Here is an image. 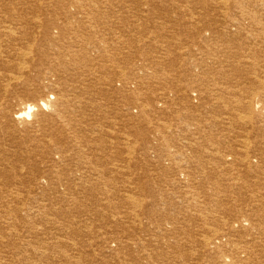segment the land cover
<instances>
[{"label":"bare ground","instance_id":"6f19581e","mask_svg":"<svg viewBox=\"0 0 264 264\" xmlns=\"http://www.w3.org/2000/svg\"><path fill=\"white\" fill-rule=\"evenodd\" d=\"M214 1H215V3H214ZM1 2H2V0H1ZM21 2H22V4L20 3L18 5L17 4L10 5V3L8 4L4 1L2 3H0V79H3V78L6 79L7 78V79L11 80V82L15 81L17 83V86H13V88H15V93L13 94V96L10 95V96H12V98H10V100H8V101L0 102V129L7 130L8 131L7 133L10 136L9 138H12L14 141L18 140L19 143L23 142V146H25V145L26 146L22 147V148H25L28 150L31 148L36 149L35 153L34 152L33 153L35 155H38L39 161H41L42 163H51L52 165L61 164L59 166V168L61 170V169H64V166H66V164L68 163V160L70 159L74 150H75V152H77V151L79 152V148L77 147V144L71 145L72 148L74 149V150H72L73 152H71L70 149H68L67 151H65V150L59 151V149H62L61 146H58V144H55L54 149H53L55 157L50 158V159H46V160H44L42 158V155H40V153H42V151H44L45 149L50 148L52 138L55 136H60V133L63 129L72 130L73 132H69V133H73L72 138L73 139L77 138L76 133H79V130H78V127L76 125V122L78 121L77 120L78 118L82 117L83 109L86 106L92 105V104L93 105L98 104L99 108H103V107H106V105H108V104L99 103L102 100L100 98H99V100H95L93 98V95L89 94V92L91 91L92 84L87 83L88 82L87 80H86L87 84H84V83H82L80 78L85 77L90 71H91L90 74H92V73L95 74L96 72H99V71H100V73H99L100 75L106 74L107 62L110 60L109 58H113V57H110V55L108 54L109 51L107 50V49H109V47H108V42L106 40V38H107L106 37V29H107L106 28V22L109 23L112 19L110 20V19H108L107 16L101 15L100 13L98 14L96 12V10H97L96 8H98L99 4H103L105 6L106 5L113 6V4H112V2L105 4L101 0H45V1L35 0L34 2H31L30 0H25V3H23V1L21 0ZM82 2H84V4ZM85 2H87V3L85 4ZM120 2L121 1H119V3ZM135 2H136V0H135ZM141 2H142V0H141ZM194 2H197V3L196 4L193 3V5L192 4H185V5L182 4L183 6H181V7L176 5L177 7L185 9V10L190 9V11H191V9H197L196 8L197 6L199 7L198 10L200 9V12L198 13L199 15L197 14L198 18L194 19V21H192V17H191V19H188L187 15L184 16V17L187 16L186 19H188V21L191 22V23H189L190 25H192L191 27H194L192 33L194 32V34H195V32L198 31L200 33V37H201V34L203 36H206V34H209V36H212V37L223 38L222 39L223 45H221L219 47V49L215 48L214 50L208 51V53H209L208 57L209 58L213 57L215 63L212 64L210 62L209 63L206 62L207 61L205 59L206 57L203 56L204 60L200 61L201 64L199 65V67L204 66L207 69V71L209 72V75L210 74L213 75L215 73L216 74L215 76H219V77L225 76L227 78L225 80L226 82H224V83H220V82L216 83V81H214L215 78H213V79H211V82H213L214 84L212 83L213 85H210V86H222V87H224V86H227V87L228 86H235L233 90L235 92L238 91L239 95H241L240 96L241 98H239V99L234 98V97H232V94H231V98L223 97V96L219 97L221 95L219 93V91H220L219 89H217V92H216V90L211 89L212 92L215 91L216 93L212 94V92L209 91V92H207V95L209 96L211 94L214 96H218L219 97V99L217 98L218 103L220 102V105L218 104V106L225 108L226 106L229 105V108L230 107L232 108V109H230V111H228V112L226 111L227 116L222 115L226 122H228L231 126H233V125H240V126H244V127L250 126L251 131L250 130L247 131L249 128L247 130H246V128H245V130H243V134H244V131H247L248 134H246L245 137L244 136L242 137V139L244 138L243 140H240L238 138V140H240L239 141L240 146H241L240 148H237L239 146H236V147L233 146L232 149H228L230 147L227 148L228 150H227V152H225V155H227V156L232 155V158H228L226 156H219L221 154L218 153L217 160H214L213 163L216 165V167L218 169V172L216 174L218 175V179H220V180H217L215 183L212 182L215 185H211L208 182H204V178L201 175L198 178L197 177L192 178L193 175L192 176L190 175L191 178L193 179V181L190 180L189 173H186V174L182 173V174L178 175V177H176V178L183 177V180L185 181V185H184L183 191L180 192V197H179L182 205L180 206V202H178V201L175 202V205L178 208V210H173L174 212H173V214H171V217L175 218L178 221L179 226L181 227L179 230H181L183 232V234L185 235V236H183L184 238L182 241L171 244L169 241V237H168L169 233H170L169 229L168 230L164 229L163 231L162 230L158 231L159 229H162V228L160 226H157L156 227L157 232L155 231L154 234L150 233V235L145 240L144 239L127 238L130 241L125 243V245L127 248L145 247L147 245L149 247H154L155 244L161 243V241L166 240L167 241V244H166L167 247L176 248L178 250H180V248L190 249V248L196 247V246L199 247L200 249L201 248L213 249L215 251V253H214L215 258H217V260H219V262H214L213 264H225V262L223 261V260H225V258L231 259V264H241L243 262H246V260L245 261L241 260V257H240L241 254L242 255L244 254L243 256H245V258L248 261H251L250 259L253 257L255 250H259L257 252H259V254L263 257V260H264V151L261 153L255 152L256 154L252 153V155H251V152H249V150H251L253 147H254L253 149H255L254 145H256L258 142V141L256 142L254 140V137H253L256 135L252 136V133L254 132L256 127H257L259 132L264 131V100H262L263 98L260 99L261 97L258 95V92L256 94V91H255L257 89L261 90L260 88H262V89L264 88V79H262V77H261L262 75H264V25L261 24L262 21L259 20V17H263L262 19L260 18L261 20H263L264 15H259L258 12L253 13V14H251L249 12L245 13V14L240 13L239 15H242V18H243L242 20L244 22L247 21L248 23L243 24L242 23L243 21H242V22H237L236 24H234V23L226 24L224 22L226 25L223 26L222 29H219V30H215L209 25H204V27L201 28V23H202V21H201V16H202L201 15V0H198V1L195 0ZM212 3L215 4V7L211 4L209 6V4H207V3H205L203 5L206 9L212 8L211 6H213L215 8V10H216V8L218 10L219 9L228 10V9H231L232 7L233 8H239V9H246V10L247 9L251 10L252 8H254L256 10H259V12L260 11L264 12V0H238L235 4H230L227 0H213ZM136 4L138 5L139 2H137ZM124 5H126V4H124ZM132 6L139 8V6H135V5H132ZM208 6L210 8H208ZM71 7L75 8V12H73V14L70 11ZM125 8L127 9V6H125ZM162 8H164V7H162ZM214 8H213V10H214ZM61 9L63 11H61ZM130 9H128V10H130ZM102 11H105V10H102ZM116 11H118V9ZM211 11H209V12H211ZM136 12H134V13L136 14ZM229 12H230V10H229ZM63 13L65 14V18L63 20L58 19V16H60ZM116 13H118V12H116ZM179 13H180V11H179ZM205 13H208V12L206 11ZM138 14H140V11ZM148 14H150L149 11H148ZM157 14H159V13H157ZM121 15H124V14H121ZM161 15L162 14H159V16H161ZM182 15H184V14L182 13ZM205 15L206 14H204L203 16H205ZM239 15H237V16H239ZM109 17H110V15H109ZM141 17H134L135 23L143 24V20L145 18L142 20L143 17L142 18ZM228 17H230L229 14H228ZM85 18L88 21L85 20ZM175 19H176V17H175ZM114 20H115V18H114ZM117 20L118 19H116V21ZM171 20H173V19H171ZM223 20H224V18H223ZM180 22H181V20H180ZM174 23H176V22H173V24ZM131 24H133V23H131ZM137 27H140V26H138V24H137ZM181 28H182V26H181ZM140 29H141V27H140ZM141 31H142V29H141ZM190 31L191 30L189 29V32ZM108 34H110V33H108ZM121 37L122 36H120L119 38H121ZM164 37H166V36H164ZM108 38H109V36H108ZM175 38H178V37H175ZM155 39H157V38H155ZM116 40H117V38H116ZM116 40H115V42H116ZM117 42H118V40H117ZM166 42H168V41H166ZM170 43H172V42H170ZM176 43H178V42H176ZM122 45H124V44H122ZM196 46H198V45H196ZM168 47H171V46H168ZM167 51H168V49H167ZM120 52L122 53V51H120ZM199 52H200V54L202 53L201 49H199ZM112 53H114V52H112ZM115 53H114V55H115ZM121 53H117V54L121 55ZM195 53H196V51L194 52V54ZM110 54H111V52H110ZM245 54H247L248 57H244ZM123 55H125V54H123ZM128 55H131V54H128ZM114 59H116V58H113V60H112L113 62H114ZM122 60H120V61H122ZM116 62H118V61H115L114 65ZM124 62H126V61L124 60ZM128 62H130V61H128ZM133 63H135V62H133ZM109 64H110V61H109ZM120 64H122V63H120ZM209 64H212V66ZM125 66H126V63H125ZM147 66L153 68L154 74L158 75V74H161L163 72L168 71L169 70L168 68H171V66H172V62L165 63L161 59L159 61L152 60V64L147 65ZM114 68H116V67H114ZM118 68H120V67H117L116 69L120 70ZM121 69H123V68H121ZM2 71H4V73ZM5 72L7 73V76L5 75ZM202 73H200V74H202ZM117 74H115V75L117 76ZM109 75H107V76L109 77ZM193 75L195 78L196 77L195 74H193ZM205 76L206 75H204V77ZM85 78L87 79V77H85ZM98 78H99L98 83L101 86L103 85L102 81L105 82V81L109 80L108 83H110V82L112 83V79H113L112 75H111V79H110V77L108 79L105 76L104 77L99 76ZM116 78H118V77H116ZM76 79H77V81H76ZM74 80H75V82H80L83 85V87L81 88V91H75L76 95L74 98H72L69 95H66V92H67L66 87L71 86V82ZM198 80L201 82V84H202L201 86H204V83L206 82V80H201L200 75H198ZM9 82H5L4 84L9 83ZM166 85H168V84H166ZM61 86L64 88L65 91L61 88ZM245 86H250V88H247ZM49 87L52 88L51 89L52 91H51V93L48 94V92L50 90ZM112 88H114V87H112ZM209 88H212V87H209ZM54 89L55 90L59 89L58 94L54 92ZM68 89H69V87H68ZM128 89H131V88H127V90ZM1 90H5V87H4V89L2 87ZM119 90H122V89L116 88L113 91H119ZM6 91H7V89H6ZM97 91H99V90H97ZM103 91H105V90H103ZM83 92H87L88 95L87 96L84 95ZM2 93H5V92L2 91ZM129 93H130V91H129ZM93 94H95V93H93ZM97 96L99 97V95H97ZM253 96H254V98L250 100V98ZM98 97H96V99ZM166 97H168V96H166ZM229 97H230V95H229ZM158 98H160V97H158ZM179 98H180L182 103L188 105L187 103H189V102H187V92H183V93L181 92V95ZM244 98H245V100L249 98L247 103H243L241 101V100L244 101ZM168 99H170V98H168ZM171 100H173V99H171ZM198 100L201 102V104L204 101V100L201 101V95L198 97ZM53 101H55V102H53ZM174 101L175 100H173V102ZM177 101H179V100H177ZM168 103H170V102H168ZM168 103H166V102H165V104L160 103V106L167 105ZM234 103H236L237 105H240L241 109L245 110V112L243 113L244 115L237 113V111H234L235 107H237L234 105ZM114 104H116V103H114ZM141 104L142 105L139 108H137V107L136 108H130V111L127 112L128 117H129L128 121L131 122L132 120L137 119L136 123H138V124H141V123L149 124V122L151 123V121L149 120V117L147 116V113L149 111L151 112V110L148 106L149 103L147 105H145L144 103H141ZM176 108H177V106H176ZM176 108H175V110H177ZM48 109L50 111V115H48L47 113H43V110H48ZM117 109L119 110L120 107ZM135 109L139 110V112H140L139 114L141 116H138V115L132 116V114H133L132 111H134ZM186 109H188L187 106H186ZM152 110H156L154 106H153ZM105 113H107V112H105ZM198 113H200V112H198ZM220 113H222V112H220ZM152 114H153V112H152ZM193 114L194 113H192L191 115H193ZM33 116H35V117L37 116L40 118L39 119L40 121L39 122L37 121L38 122V125H37L38 130L35 131L37 133V138H40V139H37L34 143H32V141H30V145H28V140L26 138H23L22 136H21V138L19 136L17 137L14 134L16 132H14L12 130V128H15L14 126L16 125V121H20L23 119H30ZM142 116H143V118L145 116L147 119L141 120L140 118ZM216 116H217V114H216ZM222 116H219V117H222ZM204 117H205V115H204ZM214 117L215 116H213V118ZM156 118H153L154 121ZM165 118H169V116L166 117V114H165ZM216 118L218 119V117H216ZM124 119H127V118H124ZM165 120H168V119H165ZM172 120H173V118H172ZM224 120H223V122H224ZM161 121H162V119H161ZM210 121H211V119H210ZM61 123H64V124H61ZM255 123H257V125H255ZM259 123H261V125L262 124L263 125L258 126ZM129 124L131 125V123H129ZM158 124H159V121H158ZM213 124H216L215 127H217V128H224L222 122H219V124H218V122H215ZM229 124L225 125V127H229L230 126ZM29 125H30L29 126L30 128L35 129L34 124H29ZM166 125H163L162 126L163 128L161 130L159 129V132L163 133V131L167 128ZM158 127H160V126H158ZM213 127H214V125H213ZM237 128L240 129V127H236L234 130H236ZM28 130H31V129H26V131H28ZM89 130L93 131L94 128L91 127V128H89ZM222 130L224 131V129H222ZM31 131H33V130H31ZM95 131H97V130L95 129ZM132 131H134V130L132 129ZM200 131H201V128H200ZM225 131H227V130L225 129ZM3 133L5 134V132H3ZM94 133H96V132H94ZM31 134H32V132H31ZM130 134H131V132H130ZM135 134H136V132H135ZM232 135H234V134H232ZM235 135H236V133H235ZM3 136H5V135H3ZM126 136H127V134H126ZM160 136H161V141L165 140V136H162V135H160ZM196 136L198 137V135H196ZM204 136H206V135H204ZM30 137L28 136V139H30ZM127 137H126V139H127ZM131 137H133L132 141H130ZM178 137L181 138L180 136H178ZM232 137L234 138L235 136H232ZM140 138L141 137H138L137 134L132 135V136L129 135V137H128L129 140L127 139V145H129V147H131V145L133 144L132 145L133 147H131V151H132V148H133V151H132V153L127 152V153H129L128 154L129 159H127L126 161H123V164H122L123 166H116L115 165L114 167H116V169H113V170L111 168L109 170L108 169H101V168H104V166L108 165L107 164L108 162L105 161V164H104V162L102 161V159L99 156H94V155L90 156L89 155L86 157H77L76 159L78 160V162H76V164H75L76 171H74L70 174L63 172L64 174L54 176V171L51 169L50 173L44 178V180L42 179L43 180L42 184L43 185L48 184V187H50L52 190H54L57 193V197L54 196V194H52L50 192L51 190L48 189L47 186H43V185H40L41 187L31 189V191L29 190L30 192H25V193H28V194H26V196L28 195L27 197H31L32 199H35V200L41 199V201L43 203H45V202L50 203L51 202V204L57 203V202L71 201L72 205L71 206L69 205L70 207H64L63 206V207H59L58 211L56 210L57 211L56 212L57 217L65 215V213L70 212V211H74V210L77 211L78 213L79 212L80 213H88L86 215L88 217L92 216V213H93L92 210L91 211L86 210L83 212L79 211V210L83 209L82 201H81L82 195H84L85 191H87L88 189L100 187V188H103L104 192H105L104 187H107V186L116 187V185L113 183H110L109 180H116L119 177L122 179L121 173H122V171H124V169L126 170V172L128 170V173L131 174L134 169L138 168L137 166L140 167L141 164L151 163L152 161H154L155 159L151 160L153 158L164 159V158H162L164 156L166 158V161H168L169 163L172 164L173 156L167 150H165V151L159 150V151H161V154H163L162 157H159V154H157V153L153 154V156H151V157L148 156L151 154V153H148V151L146 149L147 148L146 146L149 144V140L144 139V142H143V140ZM190 138H191V136H190ZM230 139H232V138H230ZM56 140L59 142V138H57ZM118 140L116 142V145L113 146V148L116 150V152H114V155L122 158V156H125L123 154L124 153L126 154V152L123 153L122 147L120 148L121 143ZM111 141H113V140H111ZM111 141L109 144H111ZM115 141L116 140H114V142ZM121 141H123V139ZM141 141H142L143 145L141 144ZM183 142H184V140H183ZM9 143H12V142H9ZM188 143H190V142H188ZM2 144H4V143L2 142ZM108 145H107V142L102 144L100 152L105 150V148H107L109 150ZM193 145H194V143H193ZM124 146L125 145H123V147ZM4 147H6V146H4ZM15 147L16 146H14V148ZM89 149L91 150L94 148L91 147ZM128 149H130V148H128ZM188 149H192V148H187V151H188ZM204 149H202V150H204ZM13 150H11V151H13ZM22 150H24V149H22ZM96 151L98 152V150H95V152ZM140 151H143V152L147 151V152H145L147 156H145V154H139ZM199 151H200L199 148H195L194 150L192 149V152L197 154V158L199 160L196 158L193 162H191L190 159L193 160V158L187 157V159L189 160V162H187V164L190 165L191 163H194L195 169L199 170V172L201 174V154H200L201 151L200 152ZM7 152H9V151H7ZM87 152H90V151H87ZM91 152H93V151L91 150ZM154 152H156V151H154ZM210 152H212V151H210ZM4 153H6V150ZM213 153H215V151ZM213 153H210V154H213ZM98 154H99V152H98ZM14 156H15V154H14ZM14 156H13V158L16 157V156L15 157ZM2 157H4V156H2ZM183 158H186V157H184V154H183ZM33 159H34V156H33ZM177 159H179V158L177 157ZM212 159H214V158H212ZM0 160H1L0 161V178L2 179L9 174L8 171H10L14 168L13 167H12V169L9 168L10 170L7 171V167H9L8 165L10 164L9 163L10 161L8 162V159H6V158H0ZM21 160H22V157H21ZM164 161H165V159H164ZM12 162H11V164H12ZM38 162H37V164H38ZM30 164H33V163L31 162ZM26 165H27V163H26ZM46 165H48V164H46ZM238 165L240 168L243 167V169H241V171H239L236 168ZM27 167H29V166H27ZM19 168H21V167H19ZM44 168L46 169V167H44ZM18 169H16V170H18ZM21 169H23V168H21ZM48 169H50V167ZM168 169L163 168L162 170L166 171ZM42 170H44V169L42 168ZM19 171H20V169H19ZM56 171L57 170H55V172ZM171 171H173V170H171ZM25 172H26V170H25ZM21 173H23V172L20 171L19 174H21ZM31 173L33 176L34 172H31ZM39 173H41V172H39ZM123 173H125V172H123ZM19 174H17V175L20 176ZM29 175H31V174H29ZM105 175L109 176L108 178H110V179L106 180L108 178H105L106 177ZM126 175H128V174L126 173ZM146 175L147 176L145 178L155 180L152 176V175H155L154 173L152 175H150V173L148 172ZM23 176H25V175H23ZM32 176H30V177H32ZM37 177H39V176L37 175ZM141 177H142V175H141ZM141 177L135 176V177L130 178L131 183H130V181H128L125 184V187H127V188H125V187L124 188L127 190H125L126 193L123 194V196L121 195L122 199L120 200L119 205H112L111 206L112 209H115V208H117V209H123V208L125 209L126 208L127 209L126 213L124 215L119 213L118 218H117L118 213L116 214V216L114 214H111V215L109 214L111 218H113V217L117 218L114 220V223H116V225L118 227H121L123 225H129V228L131 230H133V231L138 230V225L141 224L140 218L142 217V213L144 211L143 208L146 205V202L144 200H146V198H150L153 202L154 201L156 203L158 202V197H160V196L156 192L150 191L148 188L145 187V186H153L157 182H151V181H147L144 183L139 182L142 180V179H140ZM201 177H202V179H201ZM162 178L165 179L164 176H162ZM49 179H50V181L48 182ZM253 179L256 180V182H255L256 185H253V184H255ZM27 180H28V178H27ZM73 180L75 181V183ZM26 181L23 179L20 180V179L16 178V180L14 181L15 183L12 181H9V182L6 181L7 183H4L3 181L0 182V201L5 200L4 201L5 207L2 206V208H9L8 206H10L12 204H14V206H15L16 205L15 203L11 204L12 201L13 202H16V200L20 201L19 199H21V196L24 195L22 193L21 189H23V187L25 186L24 184H26ZM136 182H138V183L136 184V187H134ZM36 183H37V181H36ZM251 183H253V184H251ZM71 184H72V186L75 184L74 185L75 186L74 191L71 194H64V193H61L59 191L60 188L65 187L67 185L69 186ZM168 186H173V183L168 185ZM207 186L214 187L213 190L210 188L212 193L210 192L211 194L209 195V197H207L208 199L205 198V201H209L210 203L206 204V205L205 204L201 205V189L205 190V187H207ZM162 188H164V187H162ZM249 188H252V189L250 190L251 195L249 194L250 196H246L248 198V201L249 202H255L254 204H256V201L259 198H261L262 204L259 206H256L253 203L252 204L250 203L249 205H247V208L245 210H243L244 208L241 209L243 203L242 202L240 203V204H242L240 207L238 202H240V200L243 198L247 201V199L245 198V192H243V191H245V190L248 191ZM178 189H180V188H178ZM108 190L106 192H108ZM25 191H26V189H25ZM250 191H248V192H250ZM110 192H111V190H110ZM246 194H248V193L246 192ZM67 196H69V198L71 197L72 200H70ZM141 197H143L142 200H141ZM51 204H47V205L50 206ZM149 205H151V203ZM22 206H24V205H22ZM26 206H29V205H26ZM37 206H38V204H37ZM38 208L37 209L39 212L43 211L42 213H40L38 215V217L44 216V218L46 217V219H47L48 215L50 214V213L47 214V211H46L47 209L45 210L44 209L45 207L42 204H40V206ZM52 208H54V206ZM163 208H165V207H163ZM10 209H12V207ZM14 209L18 211L19 208L16 209V206H15ZM238 209H241L243 211L239 215H237L238 213H236ZM32 211H34V210H32ZM13 212H15V211H13ZM12 214L13 213L9 214V211L7 213V216H8L7 219H9V216H11V218H12V220H11L12 226L15 229H19L22 227L25 230L17 232V233H14V230H13V231H11L12 233H14L12 236L9 234V232L5 233L6 236L5 237L2 236V237L6 241H5V243H3L1 245L6 244L5 247L9 246V250L11 247H13L12 250H14V252L12 253V255L10 253V256H11L10 258L15 260V258L24 254V251H25L27 246H31V243L35 242L34 235H38V237H39V234L36 233L37 231L34 230L35 231L34 232L33 230H31L27 226L28 224H24L23 221H22V224H21V222L19 223L18 217H17L18 215H12ZM23 214H25V213H23ZM1 215H4V214L1 213ZM147 215H148V212H147ZM36 216H37V213H34L33 219H36ZM98 216H99V214H98ZM88 217H86V218H88ZM92 217H94V216H92ZM92 217H90V218H92ZM24 218H26V217H24ZM40 218H42V217H40ZM71 218H73V217H71ZM90 218L85 223H83L84 225L81 228L80 227L79 228L77 227L75 229L72 228L71 222H70V224H69L70 229H69V232L67 235H68V237L73 238L74 240L71 239V241H70V239L68 238L69 239L68 241L73 242L72 244H69V246L74 247V249H79L80 243L77 242L75 238L82 236L83 231H84L83 228L87 229L90 226L89 225V224H91ZM107 218L109 219V216H107ZM221 218H224V220L226 218L228 220L227 221L225 220V222H224V220L223 219L221 220ZM21 219H23V216ZM66 219H68V218H66ZM2 220H3V218H2ZM73 220L74 219H72V223H73ZM81 220L83 222V219H81ZM63 221H65V218ZM88 221H89V224H88ZM91 221H93V220H91ZM201 221L202 222L210 221L211 224H210V226L208 225L209 227L208 226L205 227L204 224H202L203 225L202 227L204 228V231L207 232V230H208V231H211L212 233L210 232L211 233L210 235L206 234L205 237L202 236V239H199L201 237H198L197 235H199V234L202 235V233H198V231H197L198 234L196 233L197 235H195V232L193 231L194 232L193 236H192V234H189L192 231V229H191V231H189L190 230L189 229V227H190L189 223L193 222L194 224H196V223L201 224ZM55 222H54V224H55ZM101 222H103V221H101ZM37 223H38V221H37ZM93 223H96V221ZM85 224H88L89 226L86 225L87 227H85ZM96 224H99V222ZM78 225L80 226L82 224L80 223ZM160 225H162V224H160ZM50 226L51 225L49 224V227ZM62 226H63V224H62ZM36 227H38V226H36ZM74 227H76V226H74ZM200 228H199V230H200ZM5 229L6 228H4V229L1 228L0 230L3 231ZM56 229L54 230V232H57ZM90 232H89V234H90ZM42 233H45V232L43 231ZM42 233H40V234H42ZM63 233H65V232H63ZM131 233H135V232H131ZM207 233H209V232H207ZM60 234H62V233H60ZM24 235H26V236H24ZM65 235H66V233L64 234V236ZM95 235H97V234H95ZM46 236H48V235H46ZM92 236H94V235L92 234ZM195 236H197V237H195ZM17 237H18V240L16 239ZM19 237L20 238L23 237V239L20 241V244H19L20 246L17 245L19 242L18 243L14 242L15 241L14 238L17 241H19L20 240ZM38 237L36 240H38ZM65 237L64 238L62 237V238L65 239ZM179 237H181V235ZM191 237H195V238H191ZM48 239H50L48 241H50L52 243L48 244L49 246L44 245L45 243L42 245L50 247L52 249L54 248V246L58 245L57 240H59V237L57 236L56 233L52 234V236H50V238H48ZM63 239H60V243ZM65 241H66V239H65ZM39 242H41V241L39 240L38 243ZM174 242H175V240H174ZM107 243H108V240L102 238L101 244L97 243L96 247H101L103 245H107ZM59 245H61V244H59ZM65 245H67V244H65ZM65 245L63 247H65ZM89 245H92V243H90ZM40 246H41V243H40ZM36 247H37V245H36ZM47 247H45V249H48ZM67 247L68 246H66V248ZM40 248L41 247H39V248L37 247V250ZM89 248H91V247H89ZM55 249H57V248H55ZM226 249H232V250H236L238 252H235L232 255H227L226 254L227 252L223 251V250L226 251ZM62 250H65V249H62ZM25 252H27V251H25ZM209 252H211V251H209ZM38 253H39V251H38ZM61 253H59V254H61ZM104 253H106L105 254L106 256L104 255ZM90 254H92V253H90ZM110 254H111V252L108 250L103 251V256H104L103 261L105 264H109ZM7 255H8V253H7ZM256 255H258V254H256ZM111 257H112V255H111ZM259 258H260V256H259ZM42 259H44V258L42 257ZM45 259L43 261H45ZM62 259H65V258L62 257ZM62 259H61V261H62ZM31 260H30V262H31ZM35 260L36 259H34L33 261H35ZM56 260H59V259H56ZM140 260H142V258H140ZM25 261H26V259H25ZM6 262H8V261H6ZM13 262L14 261L12 260V263ZM36 262H38V261L36 260ZM10 263H11V261H10ZM76 263L79 264V258H77V257L71 258L70 257V259L66 260V262H64L62 264H76ZM14 264H16V262ZM21 264H23V263H21ZM35 264H38V263H35ZM40 264H42V263H40ZM51 264H53V263H51ZM137 264H139V263H137ZM209 264H212V262H209ZM262 264H264V263H262Z\"/></svg>","mask_w":264,"mask_h":264},{"label":"rangeland","instance_id":"374dc122","mask_svg":"<svg viewBox=\"0 0 264 264\" xmlns=\"http://www.w3.org/2000/svg\"><path fill=\"white\" fill-rule=\"evenodd\" d=\"M3 1L8 3V4L10 3V5H12V4L13 5L17 4L18 5L20 3L22 4L21 0H14V1L13 0H2V2ZM22 1H23V3H25V0H22ZM30 1L34 2L35 0H30ZM42 1H45V0H42ZM101 1L104 2L105 4H108V3H111V2L113 4V6H109V5L105 6L103 4H99L100 6L98 5V8H96L97 9L96 12L98 14L100 13L101 15L107 16L108 19H110V20L112 19L109 23L106 22V28L108 29V30L106 29V37H107L106 40L108 42V47H109V49H107V50L109 51L108 54L110 55V57L116 58V59H114V62L115 61H118V62H116L115 65H114V62L112 61L113 58H109L110 59L109 60L110 64H109V61H108L107 65H106L107 66V70H106V74L105 75H102V74L100 75L99 74L100 71L99 72L95 71L96 72L95 74L94 73L90 74L91 73V71H90L85 76V77H87V79L85 77H83V78H80V80L84 84H87V83L90 84L91 83L92 86H91V91L89 90L90 91L89 94L93 95V98L95 100H99V98L102 99L99 103L108 104V105H106V107H103V108H99L98 104L97 105H93L92 104V105L86 106L83 109L82 117L78 118L77 119L78 121L76 122V125H77L78 130H79V133H76L77 134V138H75V139L72 138L73 133H69V132H73L72 130L63 129L61 131V133H60V136H55V137L52 138L51 144H50V148H47L44 151H42V153H40V155H42V158L44 160L55 157L54 156V150H53L55 144H58V146H61L62 149H59V151L60 150L67 151L68 149H70L71 152H73L72 150H74L71 145L77 144V147L79 148V152L78 151L75 152V150H74L73 154L71 155L70 159L68 160V163L67 164L65 163L66 166H64V169L60 170L59 166L61 164L52 165L51 163H42L41 161H39L38 155L34 154L36 149H32L31 148V149L28 150V149L22 148V147L26 146L25 144H24L25 146H23V142L19 143L18 140L14 141L12 138H9L10 136L7 133L8 132L7 130L0 129L1 130L0 131V155H1L0 158H6V159H8V162L10 161L9 162L10 164L8 165L9 167H7V171L12 169V167L14 168V169L8 171L9 174L7 176H5L6 178L5 177L2 178V179L0 178V182H2V181L4 183H7L9 181L14 182L16 180V178L20 179V180L23 179L25 181L28 178V180H29V181L28 180L26 181V184H24L25 186L23 187V189H21L22 193L24 195L21 196V199H19L20 201L16 200V202L18 204L16 202H13V201L11 202V204L12 203L16 204L15 205L16 209L19 208L18 209L19 212L14 209V207H15L14 204L8 206L9 208H2V206L5 207L4 206L5 205V203H4L5 200L0 201V229L1 228L2 229H4V228L7 229V230L6 229L3 230L4 232L2 230H0V236H1L0 237V247H1L0 248V259H1L0 260V264H2V263L3 264H14L15 262H16V264H21V263H23V264H31V263L32 264H35V263H38V264H40V263H42V264H51V263L59 264L60 263V264H62L64 262H66V260L70 259V257L71 258H73V257L79 258V264H105L104 261H103V257H104L103 256V251H106V250L111 252V254L109 256L110 257L109 258V264H137V263H139V264H153L154 262H155L154 264H209V262H212V264H213L214 262H219V260H217V258H215V255H214L215 251L213 249H204V248L200 249L199 247L196 246V247H192L190 249H188V248L187 249L180 248V250H178L176 248L167 247V245H166L167 241L166 240L161 241V243L155 244L154 247H149L147 245L145 247L127 248L125 243L130 241L127 238H130V239L135 238V239H144L145 240L150 235V233L154 234L155 231L157 232V230H156L157 226H160L162 228V229H159L158 231H161V230L163 231L164 229H167V230L169 229L170 233H169L168 237H169V241H170L171 244L177 243L179 241H182L183 238H184L183 236H185V235L183 234V232L181 230H179L181 227L179 226L178 221L175 218L171 217V214H173V212H174L173 210H178V208L175 205V202L178 201V202H180V206L182 205L181 204V200H180L179 197H180V192L183 191L184 185H185V181L183 180V177H179V178H176V177H178V175H180L182 173H185V174L189 173V176L193 175L192 178H195V177L198 178L201 175L204 178V182H208L211 185H215L214 183L217 180H220V179H218V175L216 174L218 172V169H217L216 165L213 163L214 160H217L218 153L221 154L219 156H226L228 158H232V155L231 156H227V155H225V152H227L228 149H232L233 146L234 147L239 146L237 148H240L241 146H240L239 141L244 139V138L242 139V137L243 136L245 137V135L248 134L247 131H249V130L251 131V127L250 126H247V127L240 126V125H233L234 127L231 126L228 122H226L224 120V117L222 115L227 116L226 113L228 111H230V109H232V108L231 107L229 108V105L226 106L225 108L224 107L222 108L221 106H218V104L220 105V102L218 103V100H217V98L219 99V97L223 96V97L231 98V94H232V97H234V98H237V99L241 98L240 97L241 95H239V92L238 91L235 92L233 90L235 86H228V87L227 86H224V87H222V86H210V85L214 84L213 82H211V79H213V78H215L214 81H216V83H219V82L220 83H224V82H226L225 80L227 78L225 76H223V77L222 76H220V77L219 76H215L216 75L215 73L213 75H211V74L209 75V72L207 71V69L204 66L199 67V65L201 64L200 61L204 60V57H206L205 58L207 60L206 62H208V63L210 62L212 64L215 63L213 57H211V58L208 57V54H209L208 51L214 50L215 48L219 49V47L221 45H223V43H222V41H223L222 39L223 38L212 37V36H209V34H206V36H203L201 34V37H200V33L198 31L195 32V34H194V32L192 33L194 27H191L192 25L189 24L191 22H189L188 19H191V17H192V21H194V19L198 18L197 16L199 15L198 13L200 12V9L198 10L199 7L197 6L196 7L197 9H191V11H190V9L185 10V9H182V8H179V7L183 6L182 4H184V5L185 4H192L193 5V3L196 4L197 2H194L195 0H179V1L178 0H174V1L173 0H171V1L170 0H146V1L144 0L145 2L143 0H142V2H141V0L140 1L136 0V2H135V0H133V1L132 0L131 1L130 0H110V1L109 0H101ZM119 1H121V2L119 3ZM196 1H198V0H196ZM227 1L230 4H235L238 0H227ZM2 2L0 0V3H2ZM137 2H139L138 5L136 4ZM212 2H213V0H209V1L208 0H201V15H202L201 16V21H202L201 28L204 27V25H209L213 29L219 30V29H222V27L225 26L226 24H231V23L236 24L237 22H242L243 18H242V15H239L240 13L241 14L242 13L245 14V13L249 12V13L253 14V13H257L258 12L259 15H264L263 11L259 12V10H256L254 8H252L251 10H249V9L246 10V9H239V8H233L232 7L231 9H228V10H223V9H219L218 10L217 8L215 10V8H214L215 7V4H214L215 1H214V3H212ZM82 3L84 4V2H82ZM86 3L87 2H85V4ZM123 3L126 4V5H124ZM205 3L209 4V6H210V4L214 6V7L211 6L212 8H210L208 6V8H210L212 11L210 9H206L204 7L203 4H205ZM132 5L139 6V8L138 7H134ZM176 5L179 6V7H177ZM125 6H127V9L125 8ZM162 7H164V8H162ZM213 8H214V10H213ZM117 9H118V11H116ZM128 9H130V10H128ZM102 10H105V11H102ZM229 10H230V12H229ZM61 11H63V10L61 9ZM70 11L73 14V12H75V8L71 7ZM139 11H140V14H138ZM148 11H149L150 14H148ZM179 11H180V13H179ZM206 11L208 13H205ZM209 11H211V12H209ZM116 12H118V13H116ZM134 12H136V14ZM157 13L162 14L163 16L161 15L162 16L161 17ZM182 13L184 15H182ZM121 14H124L125 16L121 15ZM204 14H206V15L203 16ZM228 14H229L230 17H228ZM109 15H110V17H109ZM185 15L188 16V17L186 16L188 19H186V17H184ZM237 15H239V16H237ZM134 17H141L142 20L145 18L143 20V24L144 25L140 24V23H135ZM175 17H176V19H175ZM64 18H65V14L64 13L61 14L60 16H58V19L63 20ZM114 18H115V20H114ZM223 18H224V20H223ZM260 18L262 19L263 17H259V20L262 21L261 24L264 25V21H263L264 19L261 20ZM116 19H118V20L116 21ZM171 19H173V20H171ZM85 20H87V19L85 18ZM180 20H181V22H180ZM173 22H176V23L173 24ZM131 23H133V24H131ZM242 23L244 24V23H248V22L247 21L246 22L243 21ZM137 24H138V26L141 27L142 31L144 30L143 32L141 31L140 27H137ZM181 26H182V28H181ZM187 27L191 30L190 32H189V29ZM108 33H110V34H108ZM108 36H109V38H108ZM120 36H122V37L119 38ZM164 36H166V37H164ZM174 36L178 37V38H175ZM116 38H117L118 42H117ZM155 38H157V39H155ZM115 40H116V42H115ZM165 40L168 41V42H166ZM174 40L175 41L177 40L176 42H178V43H176ZM169 41L172 42V43H170ZM122 44H124V45H122ZM196 45H198V46H196ZM168 46H171V47H168ZM167 49H168V51H167ZM199 49H201V52H202L201 54L199 52ZM120 51H122V53ZM195 51H196V53L194 54ZM110 52H111L112 55L110 54ZM112 52H114V53L116 52L115 55ZM117 53H121V55H119ZM123 54H125V55H123ZM128 54H131V55H128ZM244 57H248V55L245 54ZM159 58L165 63L172 62V66H171V68H168L169 69L168 71L156 75V74H154V69L151 68V67H148L147 65H151L152 64V60L159 61L160 60ZM120 60H122V61H120ZM124 60L126 62H124ZM128 61H130V62H128ZM133 62H135V63H133ZM120 63H122V64H120ZM125 63H126V66H125ZM212 64H209V65L212 66ZM113 66L116 67V68L120 67V68H118L120 70H117ZM121 68H123V69H121ZM2 72L4 73V71H2ZM200 73H202V74H200ZM115 74H117V76ZM193 74H195V76H196L195 78H194ZM5 75L7 76L6 72H5ZM107 75H109L110 79H111V75H112V78H113L112 79V83L111 82H110L111 84L108 83L109 80L105 81V82L102 81L103 85L101 86L98 83V80H99L98 77L99 76H102V77L105 76V77H107L109 79V77ZM198 75H200L201 80H206V82H205L206 84L204 83V86H201L202 84L198 80ZM204 75H206V76L204 77ZM115 76L118 77V78H116ZM261 77H262V79H264V75H262ZM8 80L9 79H7V78L6 79L5 78L0 79V84H1L0 85V87H1L0 88V93L2 95L4 94L3 96L0 94V102L10 100V98H12L13 94L15 93V88H13V86H17V83L15 81H12L13 82L12 83L11 80H9L10 82ZM76 81H77V79H76ZM5 82H9V83L4 84ZM74 82H75V80L71 82V86L73 88L71 86H68L69 89H68V87H66V91H67L66 95H69L72 98H74L75 95H76L75 91H81V88L83 87V85L80 82H75V83ZM166 84H168L169 86L166 85ZM2 87H3V89L5 87V90H1ZM112 87H114V88H112ZM209 87H212V88H209ZM245 87L250 88V86H245ZM61 88L64 90V88L62 86H61ZM116 88L117 89H122V90L113 91ZM127 88H131V89L127 90ZM6 89H7V91H6ZM51 89L52 88H50L48 94L51 93V91H52ZM211 89L216 90V92H217V89H219L220 90L219 93L221 95L219 97L211 95V94L208 96L207 92H209V91L212 92ZM260 89L261 90H259V89L255 90L256 94L258 92V95L261 97L260 99L263 98L262 100H264V88L263 89L260 88ZM97 90H99L100 92L97 91ZM103 90H105V91H103ZM2 91L5 92V93H2ZM129 91H130L131 94L129 93ZM54 92L58 94L59 89H57V90L54 89ZM92 92L95 93V94H93ZM181 92L182 93L183 92H187V102H189V103H187L188 105H186V104L181 102V100L179 98L180 95H181ZM216 92L213 91L212 94L216 93ZM83 94L86 95V96L88 95L87 92H83ZM10 95H12V96H10ZM97 95H99V97ZM200 95H201V101L204 100L203 103H202L203 105L198 100V97ZM229 95H230V97H229ZM166 96H168V97H166ZM96 97H98V98L96 99ZM158 97H160V98H158ZM168 98H170V99H168ZM253 98H254V96L251 97L250 100L253 99ZM171 99H173L175 101L173 102V100H171ZM248 99L245 100V98H244V101L243 100H241V101L243 103H247ZM177 100H179V101H177ZM164 101L166 103H168V102H170V103H168L167 105H164V106H160V103L161 104L162 103L165 104ZM53 102H55V101H53ZM114 103H116V104H114ZM141 103H144L145 105H147L149 103L148 106H149V108L151 110V112L149 111L147 113V116L149 117V120L151 121V123L149 122V124H145V123L144 124L143 123L138 124V123H136L137 119L132 120L131 122L128 121L129 117H128L127 112L130 111V108H136V107L139 108L142 105ZM234 105L237 106L234 109V111H237V113L243 114L245 112L244 109H241L240 105H237L236 103H234ZM153 106L155 107V109L157 111L156 110H152ZM176 106H177V108H176ZM186 106H187L188 109H186ZM119 107H120V109L118 110L117 108H119ZM175 108L177 110H175ZM135 110L132 111L133 112L132 116H136V115L141 116L139 114L140 113L139 110L138 109H135ZM105 112H107V113H105ZM152 112H153V114H152ZM191 112L194 113V114L191 115L192 114ZM198 112H200V113H198ZM220 112H222V113H220ZM43 113H47L48 115H50L49 109L48 110H43ZM165 114H166V117L169 116V118H165ZM216 114H217V116H216ZM204 115H205V117H204ZM218 115L222 116V117H219ZM213 116H215V117L213 118ZM216 117H218V119ZM124 118H127V119H124ZM153 118H156L155 121H154ZM164 118L168 119V120H165ZM172 118H173V120H172ZM39 119H40L39 117L33 116L30 119H23V120H20V121H16V125L14 126L15 128H12V130L14 132H16L14 134L17 137L19 136L21 138V136H22L23 138H26L28 140V145H30V141H32V143H34L37 139H40V138H37V133L35 132V131L38 130L37 129V125H38V122L40 121ZM140 119L143 120V119H147V118L145 116L143 118V116H142ZM161 119H162V121H161ZM210 119H211L212 122L210 121ZM223 120H224V122H223ZM158 121H159V124H158ZM215 122H218V124H219V122H222L224 128L215 127L216 124H213ZM129 123H131L132 126ZM29 124H34L35 129L30 128ZM61 124H64V123H61ZM227 124H229L230 126L228 125L229 127H225V125H227ZM163 125H166L167 128L162 133V132H159V129L161 130L163 128L162 127ZM213 125H214V127H213ZM255 125H257V123H255ZM262 125H261V123L258 124V126H262ZM158 126H160V127H158ZM91 127L94 128L93 131L89 130V128H91ZM236 127H240V129L237 128L236 130H234ZM200 128H201V131H200ZM245 128H246V130L248 128L249 129L247 131H244V134H243V130H245ZM26 129H31L33 131H31V130L26 131ZM95 129L97 131H95ZM132 129L136 132L138 137H141L140 139H142L143 142H144V139H148L149 140V144L146 146L147 147L146 149H147L148 153H151V154L148 155V156L151 157V156H153V154L157 153V154H159V157H162L163 154H161V151H159V150H163V151L167 150V151H169L170 154H172L173 162H172V164L169 163L168 161H166V158L163 156L162 158H164L165 161H164V159L153 158L151 160H154V159L155 160L152 161L151 163H144V164H141L140 167L137 166L138 168H136L134 170L132 169L133 172L131 174L128 173V170L126 172V170L124 169V171H122V173H121L122 174L121 175L122 179L119 177L116 180H109L110 179V178H108L109 176L105 175L106 177L105 176L104 177L108 178L106 180H109L110 183L115 184L116 187H111V186L104 187L105 188V192H104V189L100 188V187L92 188V189H88L87 191H85V194L82 195L81 201H82L83 209H81L79 211L83 212V211H86V210H88V211L92 210L93 211L92 216H94V217L90 216V217H92V218H90V217L86 216L88 213H80V212L78 213L75 210L67 212V213H65V215L57 217L56 216V212L58 211L59 207H63V206L64 207H70L72 205L71 201L57 202V203H52V204L49 201L50 203L45 202L46 203L45 204V203H43L41 201V199L35 200V199H32L31 197H27L28 195L26 196V194H28V193H25V192H30L31 189H34V188H37V187H41L40 185H43L42 184L43 180L50 173L51 169L54 171V176L55 175H61V174H64V173L70 174V173L76 171L75 164H76V162H78V160L76 159L77 157H86V156H89V155L90 156L91 155L99 156L102 159V161L104 162V164H105V161L108 162L107 163L108 165L104 166V168H101V169H108L109 170L111 168L113 170V169H116V167H114L115 165L116 166H123L122 165L123 161H126L127 159H129L128 158L129 157L128 154L132 153V151H133V148H132V151H131V147H133L132 146L133 144L131 145V147H129V145H127V139L129 137V135L130 136L136 135L135 132L132 131ZM179 129L180 130L182 129V130L180 131ZM222 129H224V131ZM225 129L227 131H225ZM2 131L5 132V134ZM31 132H32V134H31ZM94 132H96V133H94ZM130 132H131V134L132 133L133 134L131 135ZM235 133H236V135H235ZM126 134H127L128 137L126 136ZM232 134H234V135H232ZM3 135H5L6 137L3 136ZM160 135L165 136V140L161 141V136ZM196 135H198V137ZM204 135H206V136H204ZM253 135H256V136H253ZM28 136L29 137L31 136L30 139H28ZM125 136L127 137V139H126ZM178 136H180L181 138H179ZM190 136H191V138H190ZM232 136H235V137L233 138ZM252 136L254 137V140L256 142L257 141L258 142H257L256 145H254L255 149H253L254 148L253 147L251 150H249V152H251V155H252V153L256 154L258 152L259 153L263 152L264 151L263 150L264 149V144H263L264 143V131H260L259 132L257 127H256V129L252 133ZM57 138H59V142L56 140ZM230 138H232V139H230ZM238 138L240 140H238ZM120 139L121 140L123 139V141L124 140L125 141L123 142ZM132 139H133V137L130 138V141H132ZM109 140L110 141L113 140V141H111V144H109L110 143ZM114 140H116V141L114 142ZM117 140L120 141V143L122 145V146L120 145V148L122 147L123 153L126 152V154L125 153L123 154L125 156H122V158L114 155V152H116V150L113 148V146L116 145ZM183 140H184V142H183ZM2 142L4 144H2ZM9 142H12V143H9ZM105 142H107V145L109 144L108 145L109 146V150L107 148H105V150L100 152L101 146ZM188 142H190V143H188ZM192 142L194 143V145H193ZM141 144L143 145L142 141H141ZM13 145L16 146V147L14 148ZM123 145H125L126 147L125 146L123 147ZM4 146H6V147H4ZM91 147L94 148L95 150H98L99 154H98L97 151H96L97 152L96 153L94 149H91L93 151V152H91V150L89 149ZM228 147H230V148H228ZM128 148H130V149H128ZM187 148H192L193 150L195 148H199L200 151L205 148L201 152L199 151L200 154H201V174H200L199 170L195 169V164L194 163H191L190 165L187 164V162H189L187 157H192L193 158V160L190 159L191 162H193L197 158V154L193 153L192 149H188V151H189L188 152ZM22 149H24V150H22ZM5 150H6V153H4ZM11 150H13V151H11ZM7 151H9V152H7ZM87 151H90V152H87ZM147 151H144V152L140 151L139 154H145V156H147L146 153H145ZM154 151H156V152H154ZM210 151H212V152H210ZM214 151H215V153H213ZM127 152H129V153H127ZM210 153H213V154H210ZM14 154H15L16 157L14 156ZM183 154H184V157H186V158H183ZM2 156H4V157H2ZM7 156L8 157L10 156L9 157L10 159ZM13 156L15 158H13ZM33 156H34V159H33ZM21 157H22V160H21ZM177 157L179 159H177ZM212 158H214V159H212ZM11 162H12V164H11ZM31 162L34 165L30 164ZM37 162H38L39 165L37 164ZM26 163H27V165H26ZM46 164H48V165H46ZM27 166H29V167H27ZM19 167H21L23 169H21ZM44 167H46V169ZM47 167L48 168L50 167V169H48ZM18 168L23 173L19 174L20 171H19ZM42 168L44 170H42ZM163 168H167V169L169 168V169L164 171V170H162ZM236 168L239 171H241V169H243V167L240 168L239 165ZM16 169H18V170H16ZM54 169L57 170V171L55 172ZM25 170H26V172H25ZM171 170H173V171H171ZM30 171L34 172L33 176H32V173ZM38 171L41 172V173H39ZM123 172H125V173H123ZM148 172L150 173V175H152L153 173L155 174V175H152L155 180H152V179H149V178H145L147 176L146 174ZM126 173L128 175H126ZM17 174H19L20 176H18ZM29 174H31V175H29ZM23 175H25V176H23ZM37 175L39 177H37ZM141 175H142V177H141ZM30 176H32V177H30ZM135 176H140L141 177L140 179H142V180L139 181V182H143V183L147 182V181L157 182L153 186H145V187L148 188L150 191L156 192L160 197H158V202L157 203L155 201L153 202L150 198H146V200H144L146 202V205L143 208L144 211L142 213V217L140 218L141 224L138 225V230L133 231V230H131L129 228V225H123L121 227H118L116 225V223H114V220L118 218L119 213L124 215L126 213L127 209L126 208L125 209L124 208L123 209H117V208L112 209L111 206L112 205H119L123 194L126 193L125 190H127V189H125V188H127V187H125V184L128 181H130V183H131L130 178L135 177ZM162 176H164L165 179H163ZM191 176H190V180L193 181ZM202 177H201V179H202ZM36 181H37V183H36ZM49 181H50V179L48 180V182ZM212 182H214V183H212ZM255 182H256V180H254V183ZM74 183H75V181H74ZM137 183L138 182L135 183L134 187H136ZM172 183H173V186H168V185H170ZM251 184H253V183H251ZM74 185L73 186H72V184L69 185V186L67 185L65 187L60 188L59 191L61 193H64V194H71L74 191V187H75ZM253 185H256V183L253 184ZM43 186H47V188L51 190L50 192L52 194H54V196L57 197V193L54 190H52L50 187H48V184H45ZM162 187H164L165 189L162 188ZM177 187L180 188V189H178ZM210 188L212 190L214 189V187H212V186L205 187V190L201 189V205H204V204L206 205V204L210 203L209 201H205V198L209 197V195L212 193ZM25 189H26V191H25ZM251 189L252 188H249L248 191H250ZM107 190H108V192H106ZM110 190H111V192H110ZM248 191H246V190L243 191V192H245V198L247 199V201L243 198V199L240 200V202H238L240 207L242 205L240 203L241 202L243 203V205L241 207V209L244 208L243 210H245L247 208V205H249L250 203L251 204L255 203V202H249L248 201V198L246 196H250L251 195V191L250 192H248ZM246 192L248 194H246ZM67 197L69 198V196H67ZM69 199L72 200L71 197ZM142 199H143V197H141V200ZM261 202H262L261 198H259L256 201V204H254V205L259 206V205L262 204ZM148 203L149 204L151 203V205H149ZM37 204H38V206H37ZM40 204H42L45 207L44 208L45 210L47 209L46 210L47 214L50 213L48 215L47 219H46V217L44 218V216H39L38 217V215L43 212V211H41V212L38 211V209H39L38 207L40 206ZM47 204H51V205L49 206ZM22 205H24V206H22ZM26 205H29V206H26ZM53 206H54V208H52ZM11 207H12V209H10ZM163 207H165V208H163ZM241 209L237 210V212H236V213H238L237 215H239L240 213L243 212ZM32 210H34V211H32ZM8 211H9V214L13 213L12 215H18L17 217H18V222L19 223L21 222V224H22V221H23L24 224H28L27 226L31 230H33V231L35 230V231H37L36 233L39 234V237H38V235H34L35 242H32L33 244L31 243V246H27L26 247L25 251H27V252L24 251V254L19 256V257H17V258H15V260L10 258L11 257L10 253L12 255V253L14 252V250H12L13 247H11L10 250H9V246L5 247L6 244L1 245V244L5 243V241H6L3 237L6 236L5 233H7V232H9V234L12 236L14 233L23 231L25 229H23L22 227L19 228V229H15L12 226V223H11L12 218H11V216H9V219H7ZM13 211H15V212H13ZM147 212H148V215H147ZM1 213L4 214V215H1ZM23 213H25V214H23ZM34 213H37L36 219H33ZM98 214H99V216H98ZM109 214L110 215L114 214L115 216L117 214V218H115V217L111 218ZM22 216H23V219H21ZM107 216H109V219L107 218ZM24 217H26V218H24ZM40 217H42V218H40ZM71 217H73V218H71ZM86 217H88V218H86ZM2 218H3V220H2ZM64 218H65V221H63ZM66 218H68V219H66ZM89 218H90V223L91 224H89V221H88V224L90 226L88 224H85V227H87L86 225H88L89 227L87 229L83 228V230H84L83 231V235L80 236V237L75 238L76 241L80 243V247H79V249H74V247L69 246V244L73 243V242H70L71 239L74 240L73 238H70L67 235L68 232H69V229H70L69 224L71 222V226L74 229L77 228V227L81 228L84 225L83 223H85L87 220H89ZM226 218H225V220L227 221L228 219H226ZM72 219H74L73 223H72ZM81 219H83V222H82ZM222 219L224 220V218H221V220ZM91 220H93V221H91ZM94 220L96 221V223L99 222V224L93 223V222H95ZM225 220H224V222H225ZM37 221H38V223H37ZM101 221H103V222H101ZM54 222H55V224H54ZM80 223L82 225L79 226L78 224H80ZM49 224L51 225L50 227H49ZM62 224H63V226H62ZM160 224H162V225H160ZM189 224H190V227H191V228L189 227V229H190L189 231H191V229H192V231L189 234H192V236H193L194 232H195V235H197L198 233H202V235L201 234L197 235L198 237H201L199 239H202V236L205 237L206 234L210 235L212 233L211 231H208V230H207V232H209V233H207L206 231H204V228L202 227L203 226L202 224H204L205 227L208 226V225L210 226V224H211L210 221H208V222L207 221H204V222L201 221V224L200 223L194 224L193 222H190ZM36 226H38V227H36ZM74 226H76V227H74ZM108 228L109 229L111 228L110 229L111 231ZM199 228H200L201 231L199 230ZM55 229L57 230L58 233L54 232ZM13 230H14V233L11 232ZM43 231L45 233H42ZM197 231H198V233H197ZM63 232L66 233L67 236L66 235L65 236L67 238L64 236L65 233H63ZM89 232H90L91 235L89 234ZM131 232H135V233H131ZM40 233H42V234H40ZM55 233L59 237V240H57V244H58V245H56L57 247L54 246V248L52 249L50 247L44 246V245H48V244L52 243V242L48 241V240H50L48 238H50V236H52V234H55ZM60 233H62L63 235L60 234ZM92 234L94 236H92ZM95 234H97V235H95ZM46 235H48V236H46ZM180 235H181V237H179ZM24 236H26V235H24ZM197 236H195V237H197ZM20 237H19V239H20L19 241H17L18 237L16 238L17 240L14 238V240H15L14 242H16V243L19 242L17 244L18 246H20L19 245L20 241L23 239V237L22 238H20ZM37 237H38V240H36ZM62 237L63 238L65 237L67 242ZM195 237H191V238H195ZM68 238L70 239V241H68L69 240ZM102 238L108 240L107 245H103L101 247H96L97 243L101 244ZM60 239H63L61 241V243H60ZM39 240L41 242L38 243ZM174 240H175V242H174ZM63 242L65 244H67V245H65ZM40 243H41V246H40ZM90 243H92V245H89ZM42 244H44V245H42ZM59 244H61V245H59ZM36 245H37L38 248L39 247H41V248L37 250ZM64 245H65V247H63ZM66 246H68V247L66 248ZM45 247H47L48 249H45ZM89 247H91V248H89ZM55 248H57V249H55ZM62 249H65V250H62ZM38 251H39V253H38ZM209 251H211V252H209ZM223 251L227 252L226 253L227 255H232L235 252H238V251L232 250V249H226V251L225 250H223ZM257 251H259V250H255L254 251V255L250 259L251 261H248L245 258V256H243L244 254L243 255L241 254V256H240L241 260L242 261L246 260V262H243L241 264H262V263H264L263 262L264 261L263 257ZM7 253H8V255H7ZM59 253H61V254H59ZM90 253H92V254H90ZM105 254L106 253H104V255ZM256 254H258V255H256ZM111 255H112V257H111ZM259 256H260V258L262 260L259 258ZM42 257L44 259L46 258L45 261H43L44 259H42ZM62 257H64L65 259H62ZM28 258L30 260L32 259L31 262H30V260ZM140 258H142V260H140ZM25 259H26V261H25ZM34 259H36L38 262H36V260L33 261ZM56 259H59L60 261L56 260ZM61 259H62L63 262L61 261ZM12 260L14 261L13 263H12ZM6 261H8V262H6ZM10 261H11V263H10ZM223 261L225 262V264H231V259L225 258V260H223Z\"/></svg>","mask_w":264,"mask_h":264}]
</instances>
